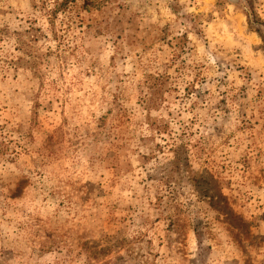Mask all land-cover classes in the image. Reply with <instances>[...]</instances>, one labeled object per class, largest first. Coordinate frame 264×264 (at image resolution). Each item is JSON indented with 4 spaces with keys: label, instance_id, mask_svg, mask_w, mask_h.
<instances>
[{
    "label": "rangeland",
    "instance_id": "374dc122",
    "mask_svg": "<svg viewBox=\"0 0 264 264\" xmlns=\"http://www.w3.org/2000/svg\"><path fill=\"white\" fill-rule=\"evenodd\" d=\"M0 264H264V0H0Z\"/></svg>",
    "mask_w": 264,
    "mask_h": 264
}]
</instances>
